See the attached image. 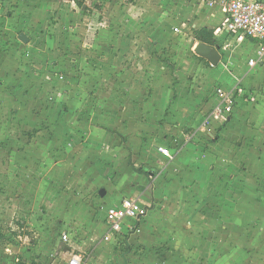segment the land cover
Wrapping results in <instances>:
<instances>
[{
  "label": "rangeland",
  "instance_id": "rangeland-1",
  "mask_svg": "<svg viewBox=\"0 0 264 264\" xmlns=\"http://www.w3.org/2000/svg\"><path fill=\"white\" fill-rule=\"evenodd\" d=\"M122 4L0 0V264H68L72 254L98 264H264L263 153H254L251 163L237 159L235 182L222 170L218 183L230 189H222V205L209 198L194 208L207 220L184 226L199 234L190 245L177 248L164 237L168 181H154L165 166L158 149L177 153L189 121L211 124L206 111L215 90L239 82L226 88L231 60L216 68L201 60L192 33L167 29L158 6ZM126 7L133 9L127 17L120 12ZM126 37L144 41L125 52L116 43ZM121 53L120 62L104 59ZM254 57L251 42L234 55L240 68ZM254 72L249 76L257 80ZM174 94L183 104L173 102ZM251 128L264 139V120ZM216 133L197 145L209 149L219 141ZM121 197L142 200L160 227L146 228L144 220L143 228L138 222L104 241L106 209Z\"/></svg>",
  "mask_w": 264,
  "mask_h": 264
},
{
  "label": "crops",
  "instance_id": "crops-1",
  "mask_svg": "<svg viewBox=\"0 0 264 264\" xmlns=\"http://www.w3.org/2000/svg\"><path fill=\"white\" fill-rule=\"evenodd\" d=\"M90 0H86V5L84 8L87 7V2ZM103 0H94L97 4ZM107 2V5L112 2V0H104ZM121 2L122 5L126 4L127 2H132L133 5L136 4V6H145L148 7V3H151L149 5V9L156 8L160 10V18L161 22L164 24V26L167 29L174 28V31L177 30V33H181L183 31H186L187 34L192 33V38L194 39L195 43V36L194 33L196 31L202 30V29H210L214 31V44L212 47H219V52L222 56L221 62L223 63L228 58L231 60V66H232V75L228 77L226 76V79H231V82H225L223 81V85L228 88L229 84L233 83V80H237V87H234L233 89H241L244 90L248 95H250V104L248 106H245L242 101L238 100V103L234 107V111L231 114V116L228 118L227 122L224 123L222 127L218 126V121L222 122L221 120L213 117H210L211 111L215 106V92L213 97V103L210 104V107L207 109V117L208 119H211L209 122V126L204 127H196L195 122L189 121L185 126H188V131L190 130L187 142L184 143V145L179 148L177 153H170L172 155V159L165 157L162 153L160 154V159L165 162L164 168H162L161 173L158 176L155 177L154 181H168L166 183V191H165V200L167 208L166 210H162L161 214L163 216H166V224H167V233H163L164 237L170 241L169 243L172 246H176L179 248L180 244H182V247L185 245H190L193 240H195V235L191 234L186 229L187 227H184L186 225H189L193 229V222L199 223L202 221L207 220V217L204 218V216H201V219L197 217L194 213L195 207H198L200 204L203 203V201L212 200V201H219L220 205L224 203L223 196L221 195L222 189H230V188H224L222 185H219V178L223 179L221 175L224 169V175L226 178V181L235 182V179L233 176L234 174H238L237 166L235 165L238 158H247L248 162H252V158L256 156L254 153H263L262 157H264V139H259L258 137V130L252 129L251 124H255V122H263L264 120V63L258 65L254 69H250L249 65L243 66L240 68L237 61L234 59L235 52L237 49L242 46L243 44H247L249 42L253 43L255 46V50L257 52V42L255 40L245 38L243 36L239 35H228L224 33L226 20H227V13H226V7L228 2L226 0H113V2ZM263 1L264 0H258ZM227 2V3H226ZM161 4V5H159ZM156 5V6H155ZM135 8V7H134ZM220 9L218 18V22H215L214 20L218 17L217 15V9ZM132 7L126 9H122L120 12L124 13L126 12L127 16H129L132 12ZM129 13H128V12ZM138 11V10H137ZM200 21V22H199ZM170 22V24H168ZM174 24V25H171ZM137 25V24H136ZM173 26V27H172ZM20 36V35H19ZM144 39L142 38H131L127 39L124 38L123 40L119 39L116 43V45H121L125 47H131L135 49L137 46L142 45ZM196 44V45H197ZM235 44H237L234 51L229 55L228 48L231 46L233 47ZM196 47V46H195ZM130 48V49H131ZM136 51V50H135ZM123 54H120V58L117 60L115 56L107 54L105 55V61H110L112 63L122 60ZM230 56V57H229ZM199 57V56H198ZM114 58V60H113ZM256 58V57H254ZM252 59V58H250ZM249 59V60H250ZM204 62L208 63L211 67H213L208 61L201 58ZM248 60V61H249ZM220 63L218 66H220ZM217 66V67H218ZM216 68V67H213ZM258 68H260L258 70ZM254 70L257 72L255 73ZM255 73L254 75H258L257 80L254 77H250L249 75L251 73ZM130 73V72H128ZM124 74V78L127 77V74ZM135 74V72H134ZM221 78V75H220ZM225 78V77H224ZM247 78H250L247 80ZM136 80L134 79V85L136 84ZM239 84V85H238ZM131 85V83H129ZM136 88V87H135ZM219 88V87H218ZM175 91L179 93V89L176 87ZM174 93V91H173ZM169 94V93H168ZM167 94V95H168ZM249 100V99H248ZM247 101V100H245ZM174 103L183 104V101L181 100V96L179 95L177 97V94H174ZM180 107V106H179ZM213 121V122H211ZM260 125V124H257ZM261 126V125H260ZM212 129V130H211ZM218 130V136L219 141L214 142L209 145V149H206L203 147L204 143L197 145L196 142L200 140L201 137L205 135H212L213 131L217 132ZM264 131V128H263ZM216 136V135H215ZM257 137V138H255ZM184 138V137H182ZM167 140V139H166ZM169 140H172L170 138ZM181 140V139H180ZM243 143V146H237L241 145ZM250 144V146L248 145ZM256 145L261 147L260 149H256ZM164 148V147H160ZM167 149V148H166ZM159 150V149H158ZM169 150V149H168ZM170 152V151H169ZM246 153V157L245 154ZM247 153L250 155H247ZM153 156H156L155 153H153ZM258 158L259 155L257 154ZM158 158V156H157ZM225 167L223 164H225ZM143 172V171H142ZM141 173V170H140ZM219 176V177H218ZM227 176L230 178L227 179ZM233 177V178H232ZM230 182V185L232 184ZM249 182L246 184L247 190L252 185ZM158 196V191H157ZM228 195L224 196V200L227 199ZM233 197V195L231 194ZM123 198H132V197H121L119 200L112 202L111 205L117 204L119 201H121ZM138 199V198H134ZM139 200V199H138ZM142 200H140L141 202ZM226 202V201H225ZM144 204V203H143ZM230 204V202L228 203ZM148 206L147 204H144ZM149 207V206H148ZM172 207V208H171ZM149 209V208H148ZM158 211L156 209L154 213ZM150 212V210H149ZM194 213V214H193ZM151 213H148L147 217L139 222L142 224V228L145 226L144 220H147L146 228H151L152 230H157V228L160 227L161 224H158L154 221V219L149 220L148 217ZM156 216L157 214H153ZM204 219V220H202ZM170 220V221H168ZM139 225L138 222L129 221L127 222L123 227V236L128 234V232ZM198 225V224H196ZM177 226V227H176ZM104 227L105 232L104 236L108 232V224L106 222V216L104 219ZM195 232H199V227H197ZM67 235V234H64ZM63 235V236H64ZM69 237V235H67ZM116 235L111 239L109 242L113 241L115 239ZM193 238V239H192ZM70 239V237H69ZM62 240V238H61ZM105 241V240H104ZM70 242V241H69ZM68 242V243H69ZM66 243V242H65ZM66 249H70V251H66ZM72 250L71 247H66L65 251L70 253ZM75 255L72 254L71 257ZM70 257V258H71ZM89 262L93 264H98L94 260H89Z\"/></svg>",
  "mask_w": 264,
  "mask_h": 264
},
{
  "label": "built area",
  "instance_id": "built-area-1",
  "mask_svg": "<svg viewBox=\"0 0 264 264\" xmlns=\"http://www.w3.org/2000/svg\"><path fill=\"white\" fill-rule=\"evenodd\" d=\"M227 22L224 33L239 35L257 42V57L248 61L250 69L264 63V2L258 0H229L227 7ZM250 99L244 90L232 89L230 91L218 88L215 92V106L210 117L227 120L234 111L238 100ZM159 152L172 159L166 148H159ZM148 206L134 198H123L115 205L106 209V222L108 232L105 241H110L115 235H122L124 225L129 221L139 222L147 217ZM66 243L70 241L67 235L62 237ZM68 264H93L83 259V255H73Z\"/></svg>",
  "mask_w": 264,
  "mask_h": 264
},
{
  "label": "water",
  "instance_id": "water-1",
  "mask_svg": "<svg viewBox=\"0 0 264 264\" xmlns=\"http://www.w3.org/2000/svg\"><path fill=\"white\" fill-rule=\"evenodd\" d=\"M19 40L24 44H27L30 41L29 37L24 33L20 34ZM219 49L218 46L212 47L203 43H198L194 49V53L200 58L208 61L213 67H217L222 59ZM105 195L106 191L104 189L101 190L100 196L104 197ZM66 251H70V249H66Z\"/></svg>",
  "mask_w": 264,
  "mask_h": 264
},
{
  "label": "trees",
  "instance_id": "trees-1",
  "mask_svg": "<svg viewBox=\"0 0 264 264\" xmlns=\"http://www.w3.org/2000/svg\"><path fill=\"white\" fill-rule=\"evenodd\" d=\"M79 8H84L86 5V0H71ZM196 42L203 43L209 46L214 44V31L210 29H202L194 33ZM142 172V171H141Z\"/></svg>",
  "mask_w": 264,
  "mask_h": 264
}]
</instances>
